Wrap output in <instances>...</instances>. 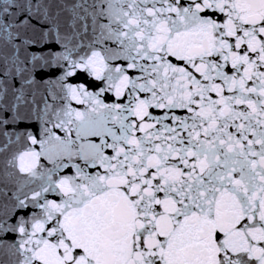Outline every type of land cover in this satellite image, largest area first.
<instances>
[{
  "label": "snow or ice",
  "instance_id": "snow-or-ice-1",
  "mask_svg": "<svg viewBox=\"0 0 264 264\" xmlns=\"http://www.w3.org/2000/svg\"><path fill=\"white\" fill-rule=\"evenodd\" d=\"M0 264H264V0H0Z\"/></svg>",
  "mask_w": 264,
  "mask_h": 264
}]
</instances>
